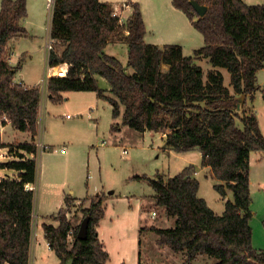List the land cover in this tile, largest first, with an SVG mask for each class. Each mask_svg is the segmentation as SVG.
<instances>
[{"label": "trees", "instance_id": "obj_1", "mask_svg": "<svg viewBox=\"0 0 264 264\" xmlns=\"http://www.w3.org/2000/svg\"><path fill=\"white\" fill-rule=\"evenodd\" d=\"M189 1L171 0V4L203 37V46L192 56L183 55L178 44L145 43L137 2H125L130 13L121 21L108 2L54 0L49 26L54 45L47 58L46 89L54 102L61 101L65 92H94L111 106L113 132L129 127L139 135L166 133L167 148L180 153L197 149L200 166L208 168L217 181L215 191L223 200L226 191L231 192L232 199L225 200L223 212L217 214L198 196L193 165L168 178L158 172L153 178L133 176V180L148 182L154 206L174 219L172 227L149 228L157 245L182 254V264H193L200 257L214 260L212 264H264V252L252 245L249 179L250 153H264V136L254 113L244 110L237 115L234 96L252 99L259 90L257 72L264 66V4L194 0L207 6L199 17ZM26 6L27 0H1L0 123L9 122L14 130L34 138L40 88L15 83L13 77L21 63L12 66L8 62L10 42L27 33L21 24L27 17ZM115 43L127 47L125 64L106 53L107 45ZM201 58L213 69L204 73L196 63ZM218 69L228 72L231 90ZM98 78L106 81L108 89L99 87ZM260 90L264 103V87ZM4 148L15 159L1 163L0 169L13 171L16 177L0 178V264H29L35 192L26 186L37 181L36 146L34 142L6 145L0 137V150ZM104 198L94 196L81 211L82 220L89 218L84 239L77 237L80 224L73 227L65 216V209L75 201L70 195L64 196V206L50 216L58 225L43 224L45 239L59 264L69 259L72 264L106 263L108 253L96 231L105 213ZM138 264L145 263L139 259Z\"/></svg>", "mask_w": 264, "mask_h": 264}, {"label": "rangeland", "instance_id": "obj_2", "mask_svg": "<svg viewBox=\"0 0 264 264\" xmlns=\"http://www.w3.org/2000/svg\"><path fill=\"white\" fill-rule=\"evenodd\" d=\"M248 1L264 3V0ZM115 2L120 3V0H115ZM46 4L47 0H27V17L21 23L27 29V33L11 41L13 56L11 54L8 60L9 64H14V66L21 63L20 71L24 78H20L16 74L14 80L21 82L20 80L23 79L24 83L28 85L38 81L37 86L41 92L39 112L41 127L38 121L37 134L33 138L29 133L14 130L9 122L6 125L0 123L1 140L6 145L14 146L21 143H35L40 139L43 144L48 145V150L43 151L40 155L36 156L37 153L34 155L37 165L36 197L41 199L54 197L53 190L48 188L50 184L55 185L54 189L59 192L64 189V185H67L74 189L79 188L80 193L86 187H90V189L95 187L105 194L107 198L103 201L104 212L106 210L107 213L114 209L118 213L115 218V231H112V238L109 241L106 240L109 260L105 264H137L138 259L145 264H182L184 256L180 253H173L167 247L157 245L155 233L149 230L152 226L156 228L172 227L174 221L167 218L162 209L151 204L153 190L148 182L131 178L135 175L153 178L157 171L164 173L165 177H172L178 174L185 167V161L189 160L196 172H199H197L198 196L203 198L214 212L217 214L223 212L224 201L228 198L232 199L231 192L226 191L224 200L220 197L213 187L217 181L200 166V157L196 151L179 154L180 152H175L172 149H170L172 151L166 150L163 148L159 134L154 132H147L140 136L129 127H123L118 135L115 134L110 130L111 107L108 103L98 102L97 112H93V116L90 117L92 112L89 110L90 108L86 109L85 107L96 100L94 92L69 91L62 96V100L59 102H54L48 97L44 63L47 64L48 60V50L45 45L49 42L50 14ZM124 4L128 6L126 3ZM119 5L115 13L122 18V11L126 7L123 4ZM254 5L260 4L254 3ZM166 6L169 8L167 1L162 9H166L168 13L161 11L160 19L154 16L155 26L151 30L155 31L156 37H163V43L184 42L185 50L189 51L187 55L192 54L189 47L191 45L194 47L201 41L203 45L202 35L188 22L187 26L183 28L182 24L171 15L172 9H167ZM170 27L172 29L167 30ZM151 39L149 36V43L152 41ZM159 41L157 40V42ZM115 44L117 46L107 52L125 64L127 47L123 43ZM206 62L207 60L204 58L200 59L199 65L203 67L204 73L210 67V64ZM165 67L161 68L165 70ZM222 71L225 74L224 85L231 90L229 74L225 69ZM97 81L100 88H108L104 79L98 78ZM257 86L259 90L254 93L252 99H246L243 95H234L237 96L236 98L243 108L238 111L235 109V112L238 116L244 110L254 113L260 131L264 135V103L260 90L264 87V66L257 74ZM244 101L248 106L246 108L243 107ZM63 112L65 113L63 114ZM162 124L167 128L165 119L162 120ZM38 129H40L41 138L38 137ZM115 137L122 139V142L114 143ZM102 141H105L106 145L103 148L98 147ZM61 149H64V153L60 152ZM124 149H126V154H123ZM105 151H107L106 156H104ZM14 155L8 149H1L0 164L14 160ZM259 156H263V158L259 159ZM26 157L32 158L30 155ZM5 175L16 177L15 172L0 169V178ZM249 179L252 245L255 249L264 252V153H252ZM100 184H105L104 188H100ZM60 185L63 188H60ZM111 190L113 192L110 196L108 193ZM98 194L103 195L102 193ZM91 198L73 201L65 209L67 210L65 216L73 227L81 224V211L89 205ZM141 205L144 206L141 218L143 210L148 212V215L144 222H141L138 231L136 225ZM149 212H155V216L152 217ZM134 236L135 238H133ZM68 241L70 246L73 241L72 235L68 237ZM32 244L35 245V243ZM36 245L39 250L37 256L33 255L41 258L44 264H53L55 257L45 254L44 244L42 242L39 244L36 240ZM213 262L214 260L209 258L200 257L193 264H212Z\"/></svg>", "mask_w": 264, "mask_h": 264}, {"label": "crops", "instance_id": "obj_3", "mask_svg": "<svg viewBox=\"0 0 264 264\" xmlns=\"http://www.w3.org/2000/svg\"><path fill=\"white\" fill-rule=\"evenodd\" d=\"M101 1L108 2L109 4H111V6L113 7V9H115V10H117V8H119V6H120L119 4H124L125 2H127L126 0H120V3L115 2V0H101ZM128 1H130V2H137L139 4L140 11H141V14H142V19H143V22H144V25H145V30H146V33H145V36H144L145 43H148V44H152L153 43V45H158V46H162V45L167 44V43H163L164 42L163 37H158V36L156 37V35L154 34L155 31L154 30H151V28L155 26L154 25V22H153V18L156 17V18L160 19V15L162 14L161 11H164V12L168 13V11L166 9H162V8H164L163 6H164V4H165L166 1L168 3V7L169 8H167V6L165 8L172 9V12L173 13H171V15L173 16V18L176 21H178V22H180L182 24L181 26L183 28H185L187 26V22L190 23L189 20L187 19V17L181 11L175 9L172 6L171 0H128ZM243 1L246 4H248V5L249 4L254 5V3L255 4H264V3H256V2L250 3L251 1H248V0H243ZM129 13H130V7L126 6V8L122 11V14L121 13L120 14L123 15L122 18H127L128 15H129ZM190 25H191V23H190ZM170 29H172V28L170 27L167 30H170ZM26 32H27V29H26ZM149 36L152 38L151 39L152 41L150 43L148 42V37ZM157 40H160V41L157 42ZM12 41H14V40H12ZM167 42H171V41H167ZM177 43H178V45H180L182 47L183 55H185V56H192L194 50H196V49H198V48H200V47L203 46L202 45V41L201 42H198V44L196 46H194V47L191 45V47H189V50L192 51L191 52L192 54L187 55L189 51H186L185 50V45H184L185 43L184 42H177ZM11 46L13 47V43L12 42H11ZM115 46H117V44H111V45L109 44V45H107V47H106V53L109 54L108 53L109 50H112ZM109 55H112V54H109ZM11 56H13V52H12V55ZM9 59H10V57H9ZM205 60H207V59H205ZM196 63L199 65L200 64V59L199 60H196ZM206 63H208V60H207ZM10 65L14 66V64H10ZM165 68H167V67H165ZM20 69H21V65H20L19 70L15 73L14 77L16 76V74H18L20 76V78H24L23 75L21 74ZM44 69H46L44 71H45V78H47V76H48V68H47V64H45V63H44ZM210 69H213L211 67V65H210L209 68H207V70H210ZM218 71H220L223 74L224 81H225V74L223 73L222 69H218ZM258 72H257V74H258ZM14 77H13V81L15 83L22 84L24 86H37L38 85V81L35 82V83H32L31 85H28V84L24 83L23 79H21L20 80L21 82H19L18 80L17 81L14 80ZM66 93L67 92L62 93V96L64 94H66ZM81 93H86V92H81ZM82 95H84V94H82ZM94 95H95L94 97H96L95 98L96 100H93V102L87 104L86 107H85L86 109L87 108H90L89 110L92 112V114L89 115L90 117L93 116V112L94 113L97 112V108H98L97 107V103L98 102H100V101L106 102V101H104L102 99H99L96 96L95 93H94ZM48 97H50L49 94H48ZM244 97L246 99H249L250 98L249 96H244ZM245 101L247 102V100H245ZM245 101L243 102V107L244 108L248 107L246 105L247 103ZM238 110H243L242 105H241V103L239 101H238L237 106H236V111H238ZM39 112H40V109H39ZM64 113L65 112H63V114ZM40 123H41V120L39 118V126L41 127V124ZM112 123H113V119L111 118V124ZM121 129H119V131L115 132V134L118 135L120 133ZM147 132H150V131H147ZM147 132H145V133H147ZM38 134H39L38 137L41 138L42 135H41L40 129H38ZM156 134H159V136L161 138V141H162L163 148L166 149V150L167 149L170 150L165 145L166 133H156ZM142 135H140V136H142ZM121 142H122V139L115 137L114 143L119 144ZM104 145H106V142L105 141H104V144L101 143L99 146L98 145L97 146L103 148ZM170 151H172V150H170ZM195 151H196V153H198V155L200 157V160H201L200 153H199V151L197 149H193V150H190V151H187V152H183V153H191V152H195ZM252 153L253 152L250 153V165H251V156H252ZM123 154H126V149L123 150ZM179 154H182V153H179ZM106 155H107V151L104 152V156H106ZM261 158H263V156H259V159H261ZM184 164H185L184 166L187 167V166L191 165V161H189V160L188 161H185ZM204 169H205V171H207L210 174V170L208 168L204 167ZM157 172L160 173V174H162V175H164V173H162V172H159V171H157ZM197 172L195 171V178L196 179H198L197 177H198V173H199V172L198 173ZM166 178H168V177L166 176ZM35 186H36V184H34L32 186L34 192H35ZM54 186L51 185V184L48 185V188L51 189V190H53V196L54 197H52V198L44 197V198L41 199L40 197H36L35 196V203H34V208H33V221H32V231H31L32 233H31L29 264H44V262H43V260L41 258L35 257V256H37V251L39 250V248L36 245V240H38L39 244L41 242L44 244V247H45L44 248V252H45V254H47L49 257H51V256H54L55 257L53 264H59L60 263V261L57 258V256L54 254V252L48 246V243H47V241L45 239V236H44V232H43V227L42 226H43V224H50V225H52L54 227L58 225V222L55 221V220H53L50 216L51 215H55L57 213V211L64 206V196L65 195H70L72 198L75 199V201L87 200L88 198H91V197H94L96 195H99L98 193H100V194L102 193L105 196V194L102 191H100V189L95 188V187H92V189H90V187H86L80 193V190L77 187L74 189V188H72L70 186L64 185L65 186L64 189H61V191L59 192V191H56L54 189L55 188ZM100 186H101L100 188H104L105 184L104 185L100 184ZM59 187L60 188H63L61 185ZM92 190H97V191L93 192ZM112 192L113 191L111 190L110 193H108V194L111 196L112 195ZM35 194H36V192H35ZM152 196H153V194H152ZM106 198L107 197L105 196L104 199H106ZM107 200H109V199H107ZM227 200H231V198L230 199L228 198ZM150 201L152 202L151 204H153V202H154L153 199L150 200ZM89 202H90V200H89ZM143 208H144V206L141 205L140 206V212L138 214L139 215V218H138V222H137V225H136V228H138V231H139V226L141 225V222H144V219H146V216L148 215V212L146 213L143 210V217L144 218L143 217L141 218L142 209ZM117 214L118 213L114 209L107 211V213H106V210H105L104 217L99 221V223H98V225L96 227L98 239L103 244V247H104V249H105V251L107 253H108V251H107V247H106V240L109 241L112 238L111 237L112 236V231H115L114 223H115V218H116V215ZM150 214H151V212H149V215ZM172 221H174V219H172ZM138 236H139V234H138ZM133 238H135V236ZM32 243H35V245L33 246ZM33 254H35V256ZM32 255H33V261L31 260ZM108 257H109V253H108ZM107 260H109V258ZM137 264H138V262H137Z\"/></svg>", "mask_w": 264, "mask_h": 264}, {"label": "built area", "instance_id": "obj_4", "mask_svg": "<svg viewBox=\"0 0 264 264\" xmlns=\"http://www.w3.org/2000/svg\"><path fill=\"white\" fill-rule=\"evenodd\" d=\"M53 1H54V0H47V4H46V6H47V9H48V11H49V14L51 13V10H52ZM123 6L126 7L125 4H123ZM115 12H117V11L115 10ZM114 14L117 15L116 13H114ZM117 16L119 17V15H117ZM120 17H121V16H120ZM120 19H121V21H122V18H120ZM45 46H46V48H47V50H48V54H49L50 50L53 48V42H52V40H51L50 38H49V42L46 43ZM46 54H47V52H46ZM47 58H48V57H47ZM45 80H46V78H45ZM43 83H44V81H43ZM66 117L68 118L69 116L67 115ZM101 143L104 144V141H102ZM35 146H36V153H37L36 156H37V155H40L43 151L48 150V146L45 145V144H43V142H42L40 139H38V140L35 142ZM60 152H61V153H64V149H61ZM31 157H32V156H31ZM26 188H27L28 190H33V187H32V186H29V185H27ZM151 216L154 217V216H155V212H151Z\"/></svg>", "mask_w": 264, "mask_h": 264}, {"label": "water", "instance_id": "obj_5", "mask_svg": "<svg viewBox=\"0 0 264 264\" xmlns=\"http://www.w3.org/2000/svg\"><path fill=\"white\" fill-rule=\"evenodd\" d=\"M190 5L192 6L193 10L195 11V13L199 16L202 17L206 11H207V6L205 5H200L198 4L196 1L194 0H190L189 1ZM88 217H86L85 219L82 220L80 226H79V230L77 233V237L79 239H84L86 238V234H87V223H88ZM65 264H72V259H69L65 262Z\"/></svg>", "mask_w": 264, "mask_h": 264}]
</instances>
